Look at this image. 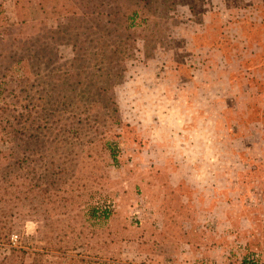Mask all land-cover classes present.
Masks as SVG:
<instances>
[{
  "label": "rangeland",
  "instance_id": "rangeland-1",
  "mask_svg": "<svg viewBox=\"0 0 264 264\" xmlns=\"http://www.w3.org/2000/svg\"><path fill=\"white\" fill-rule=\"evenodd\" d=\"M263 227L264 0H0V264H264Z\"/></svg>",
  "mask_w": 264,
  "mask_h": 264
},
{
  "label": "crops",
  "instance_id": "crops-1",
  "mask_svg": "<svg viewBox=\"0 0 264 264\" xmlns=\"http://www.w3.org/2000/svg\"><path fill=\"white\" fill-rule=\"evenodd\" d=\"M184 166V165H183ZM211 187L213 188L212 194H216V190L214 188V184H211ZM208 217L213 220L212 222V234L209 237L212 239L211 241V247L209 248L210 253L215 252V251H220L222 254H228L230 251H232L234 246L230 245V243L226 242V239L230 238L231 231L228 229H225L224 223L221 224L219 223V219H227L229 217L228 212H216V211H211L207 213ZM209 226V225H208ZM214 226V227H213ZM239 233V242L244 241V243L250 244L251 238L254 233V228L252 226L244 228L243 230L238 231ZM264 227L262 228V244L261 246H264Z\"/></svg>",
  "mask_w": 264,
  "mask_h": 264
},
{
  "label": "trees",
  "instance_id": "trees-1",
  "mask_svg": "<svg viewBox=\"0 0 264 264\" xmlns=\"http://www.w3.org/2000/svg\"><path fill=\"white\" fill-rule=\"evenodd\" d=\"M115 155V154H114ZM114 158H115V156H114ZM95 213H97V212H95ZM104 213V218H106L107 219V217H109V213L108 212H103ZM242 264H254L251 260H249V257L248 256H246L244 259H243V261H242Z\"/></svg>",
  "mask_w": 264,
  "mask_h": 264
},
{
  "label": "built area",
  "instance_id": "built-area-1",
  "mask_svg": "<svg viewBox=\"0 0 264 264\" xmlns=\"http://www.w3.org/2000/svg\"><path fill=\"white\" fill-rule=\"evenodd\" d=\"M249 260H251L254 264H263L261 262H258L257 260L253 259V258H249Z\"/></svg>",
  "mask_w": 264,
  "mask_h": 264
}]
</instances>
